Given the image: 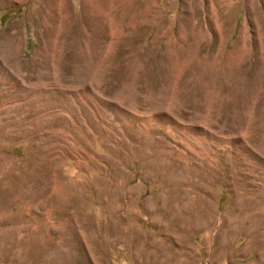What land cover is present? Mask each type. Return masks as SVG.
Segmentation results:
<instances>
[{
    "label": "rangeland",
    "instance_id": "374dc122",
    "mask_svg": "<svg viewBox=\"0 0 264 264\" xmlns=\"http://www.w3.org/2000/svg\"><path fill=\"white\" fill-rule=\"evenodd\" d=\"M66 254L264 264V0H0V264Z\"/></svg>",
    "mask_w": 264,
    "mask_h": 264
},
{
    "label": "bare ground",
    "instance_id": "6f19581e",
    "mask_svg": "<svg viewBox=\"0 0 264 264\" xmlns=\"http://www.w3.org/2000/svg\"><path fill=\"white\" fill-rule=\"evenodd\" d=\"M221 34V33H220ZM218 35V34H217ZM224 37V36H223ZM223 39L224 38H222L220 35L218 36V44H217V46H218V49L220 50V49H222L223 47L222 46H224V42H223ZM216 41H217V39H216ZM213 48V47H212ZM217 49V50H218ZM239 50V49H238ZM233 51V50H232ZM238 53H239V51H237ZM233 54H236V53H233ZM206 55H208V54H206ZM209 56V55H208ZM206 57V56H205ZM232 57V56H231ZM231 57H229L228 55L225 57V58H223L222 57V59H220L219 58V51H218V53L217 54H213L212 56L210 55L209 57H207V59L209 58V60H207V65L213 70V71H219L217 74H219L218 76H222L221 78H226V77H228L229 75H231L232 74V68H231V66H230V64H231V62H232V59H231ZM262 60V59H261ZM210 72V71H209ZM215 73V72H214ZM261 73H262V71H261ZM256 74V73H255ZM216 74H214V76H215ZM253 75V74H252ZM255 76V75H254ZM260 76H261V74H260ZM252 77V76H251ZM213 78V77H212ZM218 78V77H217ZM220 78V77H219ZM247 79H248V77H247ZM251 79V78H250ZM261 79H263V78H261ZM252 81H253V77H252ZM263 83V82H262ZM224 143V142H223ZM205 153V152H204ZM65 249V248H64ZM59 250V249H58ZM59 251H61V250H59ZM70 251V250H69ZM64 252H65V250H64ZM59 253H61V252H59ZM69 253V252H68ZM71 253V252H70ZM54 254H56L57 255V253H54ZM55 255V256H56ZM70 255V254H69ZM68 254H66V255H64V261H63V263L64 264H68V262L70 261V257L71 256H69ZM59 256H60V254H59ZM58 256V257H59ZM57 257V258H58ZM62 258V257H61ZM58 260H59V258H58ZM59 262V261H58ZM60 263V262H59ZM69 263H71V262H69Z\"/></svg>",
    "mask_w": 264,
    "mask_h": 264
}]
</instances>
